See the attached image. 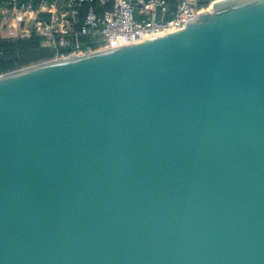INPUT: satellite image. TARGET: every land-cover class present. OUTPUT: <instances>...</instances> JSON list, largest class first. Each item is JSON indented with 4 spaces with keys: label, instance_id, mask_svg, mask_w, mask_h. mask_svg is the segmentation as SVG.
I'll return each mask as SVG.
<instances>
[{
    "label": "water",
    "instance_id": "water-1",
    "mask_svg": "<svg viewBox=\"0 0 264 264\" xmlns=\"http://www.w3.org/2000/svg\"><path fill=\"white\" fill-rule=\"evenodd\" d=\"M0 264H264V0L0 75Z\"/></svg>",
    "mask_w": 264,
    "mask_h": 264
},
{
    "label": "built area",
    "instance_id": "built-area-1",
    "mask_svg": "<svg viewBox=\"0 0 264 264\" xmlns=\"http://www.w3.org/2000/svg\"><path fill=\"white\" fill-rule=\"evenodd\" d=\"M220 1L0 0V30H16L10 38L36 35L55 51L51 60H63L180 31Z\"/></svg>",
    "mask_w": 264,
    "mask_h": 264
},
{
    "label": "trees",
    "instance_id": "trees-1",
    "mask_svg": "<svg viewBox=\"0 0 264 264\" xmlns=\"http://www.w3.org/2000/svg\"><path fill=\"white\" fill-rule=\"evenodd\" d=\"M55 51L30 38H0V75L51 60Z\"/></svg>",
    "mask_w": 264,
    "mask_h": 264
},
{
    "label": "rangeland",
    "instance_id": "rangeland-1",
    "mask_svg": "<svg viewBox=\"0 0 264 264\" xmlns=\"http://www.w3.org/2000/svg\"><path fill=\"white\" fill-rule=\"evenodd\" d=\"M17 33L16 30L13 29H9L8 27H6V29L0 30V36H4L6 38L8 37H12Z\"/></svg>",
    "mask_w": 264,
    "mask_h": 264
},
{
    "label": "crops",
    "instance_id": "crops-1",
    "mask_svg": "<svg viewBox=\"0 0 264 264\" xmlns=\"http://www.w3.org/2000/svg\"><path fill=\"white\" fill-rule=\"evenodd\" d=\"M8 38H10V37H8Z\"/></svg>",
    "mask_w": 264,
    "mask_h": 264
}]
</instances>
